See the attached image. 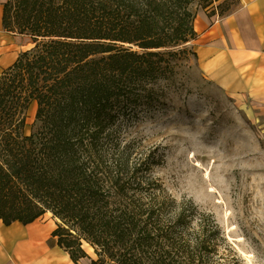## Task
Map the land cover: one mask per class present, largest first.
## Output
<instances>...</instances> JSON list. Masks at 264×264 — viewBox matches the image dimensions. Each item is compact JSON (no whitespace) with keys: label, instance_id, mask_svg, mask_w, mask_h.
Here are the masks:
<instances>
[{"label":"trees","instance_id":"1","mask_svg":"<svg viewBox=\"0 0 264 264\" xmlns=\"http://www.w3.org/2000/svg\"><path fill=\"white\" fill-rule=\"evenodd\" d=\"M200 2L223 17L240 0L3 2V29L34 43L0 74L5 225L50 212L74 263L219 262L226 239L217 221L167 192L153 174L163 155L131 134L197 61L189 45Z\"/></svg>","mask_w":264,"mask_h":264},{"label":"rangeland","instance_id":"2","mask_svg":"<svg viewBox=\"0 0 264 264\" xmlns=\"http://www.w3.org/2000/svg\"><path fill=\"white\" fill-rule=\"evenodd\" d=\"M212 7L200 2L193 9L197 15ZM2 31L7 39L1 40L0 74L34 47L31 37ZM187 65L188 74L168 94L167 106L144 115L131 134L163 155L153 174L167 192L193 201L221 227L226 240L216 264H264V113L247 94H229L198 59L191 57ZM36 109L33 103L29 125Z\"/></svg>","mask_w":264,"mask_h":264},{"label":"crops","instance_id":"3","mask_svg":"<svg viewBox=\"0 0 264 264\" xmlns=\"http://www.w3.org/2000/svg\"><path fill=\"white\" fill-rule=\"evenodd\" d=\"M217 6L198 12L193 42L202 70L231 95H245L264 113V0H240L231 13L220 16ZM1 40L7 35L2 31ZM57 219L45 215L23 225H5L0 219V264H89L74 263L53 237Z\"/></svg>","mask_w":264,"mask_h":264},{"label":"bare ground","instance_id":"4","mask_svg":"<svg viewBox=\"0 0 264 264\" xmlns=\"http://www.w3.org/2000/svg\"><path fill=\"white\" fill-rule=\"evenodd\" d=\"M50 213V212H49Z\"/></svg>","mask_w":264,"mask_h":264}]
</instances>
